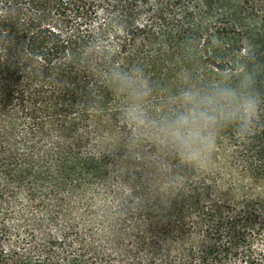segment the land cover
Returning <instances> with one entry per match:
<instances>
[{
  "label": "trees",
  "instance_id": "1",
  "mask_svg": "<svg viewBox=\"0 0 264 264\" xmlns=\"http://www.w3.org/2000/svg\"><path fill=\"white\" fill-rule=\"evenodd\" d=\"M134 64L157 112L186 71L247 67L264 95V0H0V264H264V112L250 137H217L208 162L229 178L172 162L187 181L152 203L146 235L119 230L135 215L81 229L43 205L108 191L118 171L105 142L126 125L103 77ZM24 205L33 218L15 224Z\"/></svg>",
  "mask_w": 264,
  "mask_h": 264
},
{
  "label": "clouds",
  "instance_id": "2",
  "mask_svg": "<svg viewBox=\"0 0 264 264\" xmlns=\"http://www.w3.org/2000/svg\"><path fill=\"white\" fill-rule=\"evenodd\" d=\"M103 79L121 101L120 119L126 128L118 144H123L127 156L154 165L159 191L178 175L173 173V161L194 170L210 158L225 129L246 139L264 112V95L256 91L254 71L247 67L205 80L187 71L178 74L177 86L161 101L159 112L152 106L154 86L140 65L126 70L112 65Z\"/></svg>",
  "mask_w": 264,
  "mask_h": 264
},
{
  "label": "rangeland",
  "instance_id": "3",
  "mask_svg": "<svg viewBox=\"0 0 264 264\" xmlns=\"http://www.w3.org/2000/svg\"><path fill=\"white\" fill-rule=\"evenodd\" d=\"M105 147L109 148L112 155L110 160L112 159L113 162L110 164V171L113 173L118 171V175L114 176L108 183V191L102 193L99 189L96 190L95 186L88 189L89 192H86V195L84 192L67 190L58 198L46 200L43 205L65 220L78 219L81 229H87L88 225H92V223L97 225L94 221L100 222L101 217L104 220L107 217L112 218L115 212H122L129 218L135 215L133 226H124L119 230H125L127 233L139 230L146 235L150 232L146 223V213H152V203H163L165 200L159 197L168 190V187L174 184L184 185L187 178L181 174L172 176L168 182L160 187V191L163 192L161 193L155 177V167L150 161L147 159L137 160L127 156L123 144H118L114 137L107 139ZM210 167L214 169V172L209 175V178L216 175L217 177H214L216 182L219 181V178L225 177L226 173H231L224 168L220 170V166L216 164L215 160L211 162L206 160L197 169H210ZM234 177H237L236 171ZM117 185L121 187L119 190ZM116 190L119 191V195L114 192ZM119 206L124 208H118ZM32 218L31 206L24 205L21 207L20 213L15 216L14 221L15 224L20 225L30 222ZM110 224L109 221L108 225ZM110 228L108 226V229ZM117 261L123 262V264L131 262L127 256L119 257ZM139 261L142 260L139 259Z\"/></svg>",
  "mask_w": 264,
  "mask_h": 264
}]
</instances>
